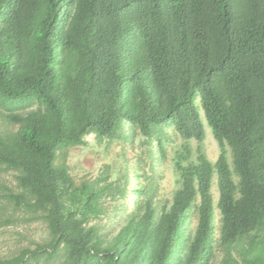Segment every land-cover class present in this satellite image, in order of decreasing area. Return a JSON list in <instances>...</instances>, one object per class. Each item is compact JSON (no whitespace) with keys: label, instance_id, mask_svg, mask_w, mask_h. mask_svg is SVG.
Returning a JSON list of instances; mask_svg holds the SVG:
<instances>
[{"label":"trees","instance_id":"trees-1","mask_svg":"<svg viewBox=\"0 0 264 264\" xmlns=\"http://www.w3.org/2000/svg\"><path fill=\"white\" fill-rule=\"evenodd\" d=\"M0 109L17 127L0 134V167L20 189L4 197L52 237L0 264L52 258L60 246L64 264H264V0H0ZM126 125L156 136L163 155V129L174 128L179 188L162 206L139 190L105 233L98 222L120 211L111 206L127 185L110 165L76 182L66 159L88 136L102 143Z\"/></svg>","mask_w":264,"mask_h":264},{"label":"rangeland","instance_id":"rangeland-1","mask_svg":"<svg viewBox=\"0 0 264 264\" xmlns=\"http://www.w3.org/2000/svg\"><path fill=\"white\" fill-rule=\"evenodd\" d=\"M36 108L35 104L25 112ZM2 111L0 109V134L15 131L17 127L4 120ZM202 118L206 128V138L202 147L208 159L215 164L220 155V147L214 139L204 114ZM163 131V135L160 136L165 145L164 155L161 154L156 136L147 139L128 125L124 131L119 133L120 135L112 139L98 143L95 137L90 135L86 138L84 146L71 148L68 151L66 163L76 182L86 179L94 180L105 165H110L112 179L127 185V198L111 206L112 210L118 206L120 211H113L108 217L98 222L103 232L112 233L118 230L127 214L135 208L139 199V190L143 191V198L147 197L146 193H151L153 199L159 206H162L167 201H171L173 194L179 188L178 177L175 173V154L181 148L183 140L177 136L172 126L165 127ZM191 144L196 150L198 145L195 142ZM227 156L231 161L229 152ZM16 175L17 173L0 167V219L9 220L7 224L0 225V258L3 259L17 257L24 249L34 250L38 245H46L52 238L42 218L24 209H15L14 205L4 197L7 189L20 191ZM213 183L212 192L215 205H217L219 193L216 176ZM123 207L125 211H122ZM196 225L197 212L193 208L189 212L186 241L188 236L194 233ZM214 225L213 246L216 253L221 228V217L218 210L215 212ZM65 255L64 246H60L57 252L53 253L52 258L43 255L37 260L30 259L29 264H64ZM217 258L220 256L218 255Z\"/></svg>","mask_w":264,"mask_h":264}]
</instances>
